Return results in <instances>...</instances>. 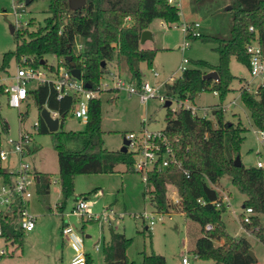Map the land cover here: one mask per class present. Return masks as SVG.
<instances>
[{
    "label": "trees",
    "instance_id": "trees-1",
    "mask_svg": "<svg viewBox=\"0 0 264 264\" xmlns=\"http://www.w3.org/2000/svg\"><path fill=\"white\" fill-rule=\"evenodd\" d=\"M31 1H25L24 5ZM47 1L50 15L44 19V25L31 32H16V48L2 55L1 70L8 67L12 58L21 57H26L34 67H46L45 56L52 55L59 58V65L68 70L70 62H74L81 78L92 88L97 87L104 74L110 73L109 63H115L116 67L124 63L130 80L139 85L142 82L139 64L145 62L151 68L156 54V49L140 48L141 32L154 19L173 24L179 22L182 15L181 9L179 11L167 0H86L85 5L77 10L69 7V0ZM188 1L194 5L192 12H196L199 6L216 0ZM227 3L231 15L227 34L200 32L199 36H191L190 32H186L185 36L215 43L213 50L218 54L217 64L201 59L193 61L192 67H186L180 76L163 85L167 97L193 101L200 92L212 91L223 102L235 78L229 68L231 57L248 68L246 45L255 38L264 53V0H227ZM196 4H199L198 7ZM24 5L19 6L21 10ZM250 26L253 30H249ZM78 44L81 45L80 49H77ZM68 56L71 60H67ZM209 71H215L218 80L204 79L203 75ZM3 88L0 84V93L4 92ZM30 96L39 110L47 106L63 116L61 119L74 104L71 96L57 99L55 90L46 83L30 88ZM240 99L248 110L252 126L264 130V85L259 86L255 94L242 90ZM210 114L213 120L192 114L190 109L183 107L167 110L162 131L170 140L180 166L149 172L148 189H145L143 196L149 195L156 212L167 213L169 208L179 207L190 220L199 224L201 235L193 249L196 258L209 260L211 264H256V260L248 254L250 241L245 236L236 237L226 231L221 219L226 207L213 185L221 178L228 177L230 184L244 195L243 208H251L252 214L250 222L242 221L243 228L264 243V168L255 164L234 166L233 160L239 155L244 140V128L240 123L225 120V110L220 104L215 105ZM20 115L22 120L23 114ZM38 122V132L50 135L57 154L61 200L56 204V209L59 212L63 211L67 199L74 194V177L77 174L112 173L119 164L125 166V172H135L130 152L104 147L98 97L89 100L87 122L80 131L66 132L59 128L56 132H49L40 116ZM1 127L8 129L4 120ZM65 139L77 142L79 148L72 150L65 147ZM34 173L37 193L48 195V174ZM11 177L12 174L6 169L0 168L2 181L10 182ZM169 185L177 191L180 198L178 206L172 205L168 199ZM198 199L204 203L198 202ZM16 218L17 215L0 217V226L6 242L12 241L21 246L24 231L18 227ZM206 225H210V229H206ZM221 239L222 244H214L215 240ZM131 241L123 232L110 227L109 241L102 246L104 264H134L126 254ZM141 256V264H166L165 257L153 251L141 252ZM86 263H90L88 254Z\"/></svg>",
    "mask_w": 264,
    "mask_h": 264
},
{
    "label": "rangeland",
    "instance_id": "rangeland-1",
    "mask_svg": "<svg viewBox=\"0 0 264 264\" xmlns=\"http://www.w3.org/2000/svg\"><path fill=\"white\" fill-rule=\"evenodd\" d=\"M25 1L27 0H19V2L18 0H0V58L5 52L15 50L16 32L36 30L44 25V19L50 15L47 0H32L24 5ZM227 4V0H216L199 7V4H196L198 10L195 12L193 9L192 12L194 5L188 0H182V15L179 22L167 25L162 19L152 20L148 25L152 38L143 45L148 49H156V54L151 68H148L145 62L139 64L142 81H148L153 86L170 82V78L180 76L179 65L183 58L188 59V63L185 64L187 67H192L193 61L199 59L210 64H217L218 54L213 50L216 44L204 42L199 38L185 37L186 33L182 24L198 22L200 24L198 30L201 33L225 35L228 33L231 20L230 12L226 10ZM23 5L22 11L19 6ZM11 26L14 28L13 32H11ZM184 42H187V45L182 50ZM45 60L46 67L41 65V69L57 67L61 62L59 58L52 55L45 56ZM27 62L30 63V61ZM20 63H22L21 58H12L5 70L0 69L1 81L5 82L6 75L14 72ZM229 68L235 78L230 83V91L223 102L219 101L216 93L202 91L193 101L167 97V100L171 101L167 107L164 105L165 102H161L157 97L143 103L135 94H127L115 89H101L98 98L101 103L104 147L119 150L122 147L123 138L128 133L138 134L143 127L148 131L163 130L168 109L174 111L189 104L195 109H203L205 117L213 120L210 110L220 104L225 110V120L233 124L240 123L244 128V140L239 150L241 163L245 167L254 165L259 156L264 161V145L260 143L248 110L240 99L242 90L255 94V86L249 83L251 76L248 68L234 57L230 59ZM108 70L110 73L104 74L99 80L100 83L115 74L130 80L124 63H121L119 67H116L115 63H109ZM153 72H157V76H154ZM35 85L36 83L32 82L28 87L34 88ZM247 85L250 90L245 88ZM159 92L164 94L163 86L160 87ZM230 101L232 105L227 104ZM19 113L23 114L22 120ZM39 116L40 110L31 96L17 109L8 106L7 95L4 92L0 93V148H8L7 138L16 139L21 131L29 133L32 139L30 151L24 155L23 159L29 162L33 170L48 174L50 179L48 195L38 194L36 186H31L32 197L27 211L35 216L33 233H23L21 246L17 243L12 246L0 237V247H5L7 250L0 264H67L68 248L64 247L62 252V242L65 239L62 238L59 228L60 223L62 225L63 222L75 224L83 237L86 233L91 235L89 239L84 237L85 250H91L90 254L94 253L93 241L99 238V243L103 246V236L115 222L113 226L132 239L126 254L130 260L134 261V264H141V252L150 253L151 251L163 255L166 264H181L183 255L189 258L191 264L212 263L209 260L196 258L194 255V241L201 234L199 224L179 214L181 213L179 207L169 208L167 212L169 214L159 215L151 205L149 195L143 196V192L148 188L141 174L125 172L123 164L117 165L112 173L77 174L74 177V194L67 199L63 211L59 212L56 209V204L61 200L57 154L50 135L40 134L38 129L33 127V123L39 121ZM143 119L145 124L142 123ZM2 120L7 123V130L2 129ZM84 125L85 123L74 118L69 112L64 119L60 120L59 128L66 132L80 131ZM63 142L69 149L79 148V144L73 140L65 139ZM17 166V154L11 153L7 160L0 161V168L7 171L15 170ZM213 187L220 198L226 195L230 199V208H226L221 214L226 231L236 237L245 236L250 241L256 264H264V243L242 225L241 200L244 195L230 184L228 177L221 178ZM172 189L169 185L167 196ZM96 191L99 192L98 195ZM75 197H88L91 201L92 214H101L105 208L113 210V214L103 221H88L85 218L82 220L73 215L63 216L62 219V213L71 211ZM144 211L154 216L152 228L145 229L149 219L144 220L140 217ZM214 243L217 245L218 241L215 240Z\"/></svg>",
    "mask_w": 264,
    "mask_h": 264
},
{
    "label": "built area",
    "instance_id": "built-area-1",
    "mask_svg": "<svg viewBox=\"0 0 264 264\" xmlns=\"http://www.w3.org/2000/svg\"><path fill=\"white\" fill-rule=\"evenodd\" d=\"M170 5L181 9L182 0H167ZM181 15V13H180ZM164 21V20H163ZM165 24H167L164 21ZM163 23V24H164ZM164 24V25H165ZM168 25V24H167ZM185 33L190 32L191 36H199L198 30L200 24L198 22L183 23ZM249 30H253L250 26ZM187 42H184L182 50L185 49ZM81 45H77L80 49ZM246 52L249 55L248 71L251 76L250 84H254L255 93L259 86L264 85V53L257 42V38L253 39L246 45ZM22 63L18 65L14 72L6 75L5 82L0 78V84L4 86L3 91L7 95V104L12 108L19 109L26 103L29 97L30 83H46L50 85L56 92L57 99L65 96L74 98L73 107L70 110L72 116L83 123L87 122L88 118V102L92 98H97L101 89H115L116 91H124L127 94H135L139 100L146 103L149 99L159 98L161 102L167 101V96L159 92L160 86H153L148 81H142L139 85L134 84L131 80L122 78L119 74L112 75L103 82H99L96 88L90 85L86 86V82L80 77H74L70 70L62 65L54 68L41 69L34 67L27 62L26 57H21ZM187 58H183L179 69L182 71L187 66ZM157 76V72H153ZM250 90L247 85L245 87ZM216 93V92H214ZM187 101V99H185ZM184 103V102H183ZM47 108V106H44ZM183 108L190 109L192 114L205 117L203 109H195L189 104H185ZM52 118H58L59 122L61 116L58 112L47 108ZM22 114V113H19ZM21 118V115H20ZM145 124V120L142 121ZM39 122L33 123L34 128H38ZM258 139L264 145V130L255 129ZM124 138L129 140L127 151L132 154L133 169L135 172L141 174L142 180L147 186V174L151 171H165L170 166H180L176 158L174 148L167 138L166 134L160 131H148L145 127L138 134L133 132L128 133ZM32 139L29 133L21 131L16 139L7 138L6 143L8 148H0V161H5L8 156L17 154L18 166L15 170L8 171L12 174L10 182H4L0 179V217H12L17 215L16 222L19 228L24 232H30L35 228V216L30 214L27 206L32 197L31 186L36 185V177L34 170L29 162L24 161L23 157L30 151ZM255 165L264 168V161L259 159ZM168 199L174 206L180 204V198L176 189L168 192ZM224 206L230 207V202L227 196L220 198ZM204 203L202 200H197ZM91 201L87 197H79L74 200L70 212L62 213L63 216L70 215L86 220H106L107 217L113 214V210L105 208L101 214H92L90 211ZM158 213V212H157ZM159 215L165 213H158ZM251 208H243L241 220L243 222H250ZM142 219H149L148 227L152 228L154 224V216L152 213L144 211L140 214ZM210 225H206V229H210ZM61 234L65 236L68 244L73 252V255L68 264H87L86 251L84 247V237L79 233L75 224L63 222L60 227ZM0 237H2V230L0 226ZM3 238V237H2ZM97 248V247H96ZM7 250L5 247H0V260L5 256ZM181 264H191L186 255L181 257Z\"/></svg>",
    "mask_w": 264,
    "mask_h": 264
},
{
    "label": "water",
    "instance_id": "water-1",
    "mask_svg": "<svg viewBox=\"0 0 264 264\" xmlns=\"http://www.w3.org/2000/svg\"><path fill=\"white\" fill-rule=\"evenodd\" d=\"M85 2H86V0H69L68 5L72 10H77V9H80L81 7H83L85 5ZM229 8H230V6H226V10H228ZM13 30H14V28L11 26V32H13ZM151 38H152L151 32L148 29H145L140 34L139 42L142 43L145 40H150ZM67 60H71V57L68 56ZM70 71L74 77H76L78 79L81 77L80 76V70L77 67H75L74 62H70ZM203 78L204 79L218 80V75L215 71H209L203 75ZM85 85L89 86L88 83H86ZM170 103H171L170 100H167L164 103V105L169 106ZM40 117L42 118V120L45 123L49 132H56L59 129V123H60L59 119L58 118H52L46 107H43L40 110ZM62 117L63 116H61V118ZM128 143H129V140H127L126 138H123L122 147L119 149V151L120 152H126ZM233 164H234V166H240L242 164L239 155L235 156V158L233 160ZM248 254L254 261L256 260L255 255H254L252 250H249Z\"/></svg>",
    "mask_w": 264,
    "mask_h": 264
},
{
    "label": "crops",
    "instance_id": "crops-1",
    "mask_svg": "<svg viewBox=\"0 0 264 264\" xmlns=\"http://www.w3.org/2000/svg\"><path fill=\"white\" fill-rule=\"evenodd\" d=\"M148 29V28H147ZM151 36H152V34H151ZM147 40H145L144 42H142V43H140L139 42V46H140V48H144V49H148V48H146V47H144V43L146 42ZM234 75V74H233ZM175 78H170V82H166V83H171L173 80H174ZM165 84V83H164ZM160 87H162L163 86V84L162 85H159ZM235 99V98H234ZM233 99V100H234ZM232 101V100H231ZM231 101L229 102V103H227L228 105H232V103H231ZM171 102V101H170ZM171 104V103H170ZM109 150H111V149H109ZM117 167V166H116ZM116 167H115V170H116ZM34 171H36L35 169H34ZM36 172H38V171H36ZM172 186V185H171ZM172 188L174 189L175 187H173L172 186ZM172 189V190H173ZM99 194V192L98 191H96V195H98ZM226 196V195H225ZM228 197V196H227ZM88 198V197H87ZM228 199H229V197H228ZM243 200H244V198H242V200H241V208L243 209V204H242V202H243ZM229 201H230V199H229ZM231 203H233V200H231ZM228 209L230 208V207H227ZM166 214H169V213H166ZM179 214H182V215H185L182 211H181V213L179 212ZM186 216V215H185ZM62 220V219H61ZM115 223V222H114ZM114 223L111 225V228L114 230V231H118V232H121V231H119L118 229H116L113 225H114ZM60 227H61V223H60ZM59 227V228H60ZM145 229H148V226H146L145 227ZM33 231H34V229L32 230V231H30L29 233H33ZM61 232V231H60ZM24 233H26V232H24ZM61 234V233H60ZM201 235V234H200ZM199 235V236H200ZM61 236H62V238H64L65 240H63V242H62V252L64 251V249L65 248H68V258H67V264H68V262L70 261V259H71V257H72V255H73V252H72V250H71V248H70V246H69V244H68V241H67V239L65 238V236L64 235H62L61 234ZM199 236H197L196 237V239L199 237ZM84 237L85 238H87V239H89V238H91V235L90 234H84ZM4 239V238H3ZM196 239H195V241H196ZM109 241V231L107 232V234L105 235V236H103V240H102V245L103 244H106L107 242ZM195 241H194V245H195ZM216 241H218V244L217 245H219V244H222V242H223V240H216ZM12 246H14V243L12 242V241H10L9 242ZM215 244V243H214ZM65 247V248H64ZM85 247V246H84ZM97 247V248H96ZM92 248V247H91ZM93 254H90V251L91 250H89V251H86V255L88 254L89 255V257H90V263L89 264H104V259H103V254H102V246L100 245V243H99V238H97V240H95V241H93ZM100 253V254H99ZM101 259V260H100ZM181 262V261H180Z\"/></svg>",
    "mask_w": 264,
    "mask_h": 264
}]
</instances>
